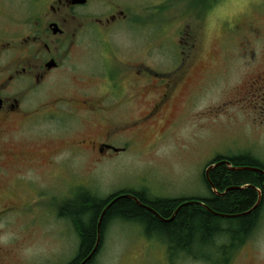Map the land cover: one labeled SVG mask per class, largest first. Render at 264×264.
I'll use <instances>...</instances> for the list:
<instances>
[{
  "label": "rangeland",
  "instance_id": "1",
  "mask_svg": "<svg viewBox=\"0 0 264 264\" xmlns=\"http://www.w3.org/2000/svg\"><path fill=\"white\" fill-rule=\"evenodd\" d=\"M1 1L21 18L36 0ZM112 1L127 6L138 2L140 7L131 15L143 26L134 38L129 29L127 34L123 28L113 33L120 58L124 52L138 51L140 58L169 71L183 57V69L193 61L191 75L178 89L169 119L158 129L146 130L140 144L130 145L115 158L95 163L81 154L61 167H26L23 183L12 181L9 191L5 183L14 177L0 179V264L72 261L79 237L69 218L73 214L60 208L78 189L102 198L123 189L156 199L207 197L211 191L203 173L217 155H251L264 162V94L257 92V98L251 86L264 75V0L212 4L201 0L195 6V0H98L95 5L100 10ZM70 65L59 85L64 92L78 87L74 61ZM96 69L101 70L98 63ZM101 86L86 81L83 89L95 91ZM37 128L44 130L48 124L40 122ZM108 226L93 264H171L163 238L155 233L150 235L132 221L115 220ZM213 242L217 250L209 246L203 252L211 253L214 264L226 257L225 264H264V203L244 244L226 253L221 248L228 245L226 239L216 237ZM173 260L172 264H212L186 253Z\"/></svg>",
  "mask_w": 264,
  "mask_h": 264
},
{
  "label": "flooded vegetation",
  "instance_id": "2",
  "mask_svg": "<svg viewBox=\"0 0 264 264\" xmlns=\"http://www.w3.org/2000/svg\"><path fill=\"white\" fill-rule=\"evenodd\" d=\"M97 1L36 0L24 17L17 18L0 0V179L14 177L5 183L7 191L16 181L23 183L26 167H61L81 154L101 163L140 144L146 130L158 129L169 119L177 91L191 75L193 61L183 69V57L169 71L140 58L138 51L124 52L120 58L112 35L123 28L134 38L141 31L142 21L131 15L139 3L127 6L112 1L98 10ZM72 61L78 87L64 92L59 85ZM86 81L104 88L85 90ZM251 86L257 98L264 94V75ZM43 121L48 128H37ZM237 156L217 155L207 166L230 162L235 167ZM262 165L254 167L264 169ZM144 193L123 189L106 197L138 202L136 195ZM167 197L182 204L201 196ZM11 208H4V214Z\"/></svg>",
  "mask_w": 264,
  "mask_h": 264
},
{
  "label": "trees",
  "instance_id": "3",
  "mask_svg": "<svg viewBox=\"0 0 264 264\" xmlns=\"http://www.w3.org/2000/svg\"><path fill=\"white\" fill-rule=\"evenodd\" d=\"M200 1L195 0L193 5ZM214 1L218 2L209 3ZM232 163L237 169L219 164L209 172V179L203 176L211 191L209 196L190 198L182 204L179 199H156L145 193L136 195L139 203L125 197L111 201L112 198L96 196L91 190L78 189L75 197L60 208L73 214L69 218L79 237L77 254L67 264H93L103 247L108 225L115 220L135 222L150 235L163 238L171 264L181 253L204 257L214 264L211 253L203 252L204 247L217 250L213 244L216 237L226 239L228 245H221L226 253L240 247L257 226L264 203V174L243 169L262 165L258 158L240 155ZM257 189L262 193L258 206ZM222 223L228 226L222 227ZM225 259L228 263L229 257L220 263L225 264Z\"/></svg>",
  "mask_w": 264,
  "mask_h": 264
},
{
  "label": "water",
  "instance_id": "4",
  "mask_svg": "<svg viewBox=\"0 0 264 264\" xmlns=\"http://www.w3.org/2000/svg\"><path fill=\"white\" fill-rule=\"evenodd\" d=\"M221 163H223V162H218V163H216L215 165H211L210 167H208L207 169H206V175H207V177L209 176V170L211 169V168H213L214 166H217V165H219V164H221ZM227 164H228V166H229V169H237L236 167H233L232 165H231V163L230 162H227ZM253 169L254 171H258V170H261L263 173H264V170L263 169H259V168H257V167H244L243 169ZM241 169V168H240ZM215 189V188H214ZM228 189H230V188H228ZM228 189H226V191L228 190ZM259 191V197H258V201H257V203H256V206H258V204L260 203V201H261V197H262V195H261V192H260V190H258ZM201 203V202H200ZM86 260V259H85ZM83 264V263H82Z\"/></svg>",
  "mask_w": 264,
  "mask_h": 264
},
{
  "label": "bare ground",
  "instance_id": "5",
  "mask_svg": "<svg viewBox=\"0 0 264 264\" xmlns=\"http://www.w3.org/2000/svg\"><path fill=\"white\" fill-rule=\"evenodd\" d=\"M201 245V244H200Z\"/></svg>",
  "mask_w": 264,
  "mask_h": 264
}]
</instances>
